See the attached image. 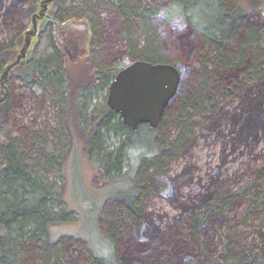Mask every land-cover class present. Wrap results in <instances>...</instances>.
I'll list each match as a JSON object with an SVG mask.
<instances>
[{
    "label": "trees",
    "instance_id": "trees-1",
    "mask_svg": "<svg viewBox=\"0 0 264 264\" xmlns=\"http://www.w3.org/2000/svg\"><path fill=\"white\" fill-rule=\"evenodd\" d=\"M20 2L11 0L6 6L13 39L26 26ZM108 5L112 35L102 25L108 20L101 16L102 7ZM69 12L90 26L91 58L85 70L69 71L48 21L31 59L4 83L0 264H264V157L243 177L230 180H220L216 169L207 181L195 178L191 161L176 175L169 168L185 157L204 129L222 135L231 129L237 144L264 130V22L253 20L240 0H59L51 14L64 22ZM180 25L191 32L193 42L165 51L160 29ZM181 32H175L178 45ZM117 37L124 43L127 64L138 59L170 63L180 72L177 91L156 127L142 123L132 129L107 106L108 86L125 66L111 63ZM12 43L0 42V73L3 53ZM104 92L100 105L90 109L92 98ZM31 98H49L59 107L63 126L56 132L63 144L53 142L45 128H15V109ZM69 124L84 142L85 154L98 162L102 178L129 179L128 189L110 197L100 210L102 236L113 247L111 262L78 238L51 237L53 226L74 220L64 201V181L48 177L50 171L62 175L70 150ZM110 134L122 136L111 150L105 141ZM226 151L223 158L235 156ZM152 196L169 199L178 212L169 216L151 208Z\"/></svg>",
    "mask_w": 264,
    "mask_h": 264
},
{
    "label": "rangeland",
    "instance_id": "rangeland-1",
    "mask_svg": "<svg viewBox=\"0 0 264 264\" xmlns=\"http://www.w3.org/2000/svg\"><path fill=\"white\" fill-rule=\"evenodd\" d=\"M10 1L0 0V42H13V47L3 53L5 66L0 73V94L2 95L0 102L4 100L3 97L6 95L7 85L4 83L7 79H11L18 74L19 70L31 59L39 32L48 21L53 23L52 35L57 48L60 50V57L69 71L72 74H77L85 70V66L91 58V32L88 20L72 12L66 13L67 19L64 22L54 19L51 13L58 7L59 0H38L35 4H30L27 0H21L20 6L26 12L24 16L26 26L23 33L13 39L14 31L9 29V25L13 23L10 11L7 12L6 9ZM240 1L245 9L252 14L251 18L253 20L264 22V0ZM101 16L103 18L108 16V20H103L102 25L104 31L112 35L114 30L112 8L109 5L103 6ZM174 29L166 30L165 27L160 29L162 36L166 38V41L161 43L165 51L175 48L182 49V46L186 43L193 42L191 32L188 29H183L181 25ZM177 29L180 32L182 30L181 34L184 36L180 37L182 45H178L179 40L175 36ZM134 34L139 37L141 32L138 29L135 30ZM114 42L111 63L122 62L123 65H126L128 62L125 59L123 41L117 37ZM9 82L11 81L9 80ZM104 94L105 92L93 97L89 108H97ZM55 100L56 97L53 101ZM53 103L49 98L44 101H38L35 98L26 100L20 107L15 109V128L19 129L25 124H31L37 129L45 128L47 135L52 138L53 142L63 144L56 132L58 128L63 126V114L59 107ZM5 123L2 111H0V126ZM69 127L71 131L70 150L67 151L64 160L62 175L50 171L48 177L50 180L64 181V201L67 208L73 211L74 220L53 226L51 237L57 238L60 235H70L78 238L81 242L87 244L94 254L111 262L113 247L111 242L102 236L99 225L100 210L106 200L128 189L129 179L126 177L110 178L108 180L102 178L98 169V162L85 154L84 142L79 138L73 124H69ZM203 135L208 137L205 138ZM121 138L122 136L110 134L105 140L107 149L111 150L116 147ZM234 138L235 134L231 129H227L223 135L216 133L213 129L202 130L191 144L185 157H179L170 163V173L173 175L180 173L184 164L191 161L196 168L194 177L198 176L204 181L209 179L208 175L214 172L215 169L221 175L220 180H230L240 175L243 177L249 168L259 165L264 157V130H260L256 138L248 137L238 144L233 143ZM222 150H227L228 155L234 153L235 156L229 155L223 158ZM217 164L219 168L215 167ZM127 167L128 163L125 161L123 170L125 171ZM187 187L185 185L184 190ZM151 208L162 209L169 216L178 212L177 206L167 198L152 196ZM77 246V243L71 246L73 255L77 251Z\"/></svg>",
    "mask_w": 264,
    "mask_h": 264
},
{
    "label": "water",
    "instance_id": "water-1",
    "mask_svg": "<svg viewBox=\"0 0 264 264\" xmlns=\"http://www.w3.org/2000/svg\"><path fill=\"white\" fill-rule=\"evenodd\" d=\"M179 82L180 72L170 63L134 60L110 82L106 103L132 129L142 123L156 127Z\"/></svg>",
    "mask_w": 264,
    "mask_h": 264
}]
</instances>
